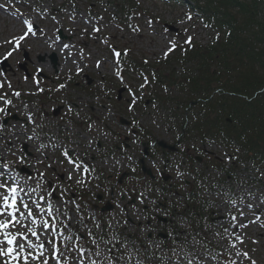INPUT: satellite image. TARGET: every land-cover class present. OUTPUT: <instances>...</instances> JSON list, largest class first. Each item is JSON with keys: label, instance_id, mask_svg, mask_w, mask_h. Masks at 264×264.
Listing matches in <instances>:
<instances>
[{"label": "snow or ice", "instance_id": "snow-or-ice-1", "mask_svg": "<svg viewBox=\"0 0 264 264\" xmlns=\"http://www.w3.org/2000/svg\"><path fill=\"white\" fill-rule=\"evenodd\" d=\"M12 2L13 0H8V3ZM135 2L138 8L140 0ZM103 4L104 0H101V5ZM72 7L75 9L74 3ZM0 9H5V4H0ZM103 10L108 11L106 7ZM32 11L37 14L41 23H51V34L46 28L25 18L24 13L17 8L12 15L20 22V31L0 42V48H4L3 53H0V62H7L17 53L21 57L26 55L23 46L32 38H36L42 49L33 53L30 61L32 73L22 76L23 82L31 83L34 90L23 93L16 90L8 73L0 70V141H3L0 143V264H212L213 261L220 264L221 260L223 264H257L248 250L238 247L244 246L245 236L235 230L247 229L250 225H258L264 229V221L255 211L254 218L249 219L245 209L253 210L255 205L245 203L242 197L234 198V194L227 189L218 191L220 203L211 204L210 207L227 215L233 231L224 228V232L230 238L221 236L219 232L210 233L208 228L203 230L219 237L226 244L227 256L223 252L219 256L208 252V245L202 244L195 237L191 247H188L187 237L183 242L184 246L180 247L178 235L182 233H178L174 226L168 232L173 244L170 248L171 255L157 257L153 253L149 256L147 248L138 247L136 239L125 235L129 227L134 233L142 231L146 238L156 230L151 227L150 221V217L157 218L155 213L158 211L157 202L150 198L152 185L137 174L135 165L143 164V158L151 148L149 163L156 173H162L163 168L168 166L167 156L163 152L157 153L158 141L148 136L140 117L146 107L141 101L149 85L155 84L156 74L153 72L149 76L146 70L137 71L134 67L126 70L124 65L131 49L119 48L113 43L114 37L110 33V27L121 33L127 28L142 39V27L138 22H131L141 13L133 11L132 15H126L124 27H121L120 23L114 26L110 22L104 23L105 17L90 9L81 13L79 20L73 12L67 14L70 26L65 29L62 19L51 14L47 3ZM116 19L113 14L111 20ZM192 19L193 16L189 13L177 18L175 23L181 26L183 33L177 29L176 35L172 36L165 24L161 23L160 17L144 16V25L150 30V34L160 38L161 59L167 61L177 50L186 54L188 48L194 46L193 36L184 27ZM204 27L210 25L205 24ZM85 40L93 45H102L107 55H94L87 45L82 46ZM215 40H219V33ZM28 50L31 51V45ZM48 56L53 61L58 60L65 70L53 73L51 87L42 84L45 68H51L52 65L40 62ZM142 64L148 65L149 60H143ZM106 65L112 83H108L102 75ZM89 70H94L100 77L97 82L99 94L95 95V101L99 105L98 111L103 115V121L99 118L93 120L87 113H83V108L91 106V100H85L83 92L74 93L75 99L65 95V98L59 100V104L65 107V113L59 120L55 119L57 108L52 109V120L42 110H38V114L48 124H54L55 131L48 128L47 124L38 122L37 112L30 110L28 104H22L23 111L14 104L12 98L19 99L22 95L31 97L45 94L51 99L52 94L67 93L74 78L84 79ZM126 71L131 79L126 77ZM115 87L126 93L122 101L112 100ZM76 101L83 108L73 112ZM152 107L155 109L157 106L153 104ZM14 108L22 119L15 120L12 112ZM125 116L130 117L126 127L117 132L111 124H118ZM9 117L15 123L6 129ZM77 121L83 122L84 133L77 132L78 139L69 136L61 140L60 131L71 132L67 125ZM151 123L159 127L154 119ZM101 124L103 129L98 127ZM94 128L96 136L91 135ZM6 130L9 133L7 136L4 135ZM181 139L177 135L175 142L179 143ZM101 140L105 144L103 149L100 147ZM201 145L203 146V141ZM211 146L215 148L214 140ZM193 147L201 151L195 144ZM239 151V147L234 149L236 153ZM221 155L229 163L239 159L226 150H221ZM97 156L101 158L98 160ZM105 172L109 174L105 175ZM112 174L116 177L115 181ZM175 175L182 178L185 174L177 166ZM101 176L105 177L104 183L100 182ZM125 177L127 180L123 182ZM152 179L155 180V177ZM85 192L91 193L90 199H85ZM101 192L103 197L99 195ZM248 195L251 196L252 193L249 192ZM238 199L241 206L237 204ZM94 201L111 207V215L106 222ZM260 203L264 204V197L260 199ZM149 205L153 207L150 209ZM229 205L236 214L227 209ZM164 215L168 216L169 213L165 212ZM130 216H134L138 223L131 224ZM113 221L116 225H121L122 221L123 232L116 230ZM252 243L257 244L258 241L252 240ZM197 245L205 250L195 251ZM148 247L163 250L160 244L150 239ZM251 251L255 252L256 249Z\"/></svg>", "mask_w": 264, "mask_h": 264}, {"label": "trees", "instance_id": "trees-1", "mask_svg": "<svg viewBox=\"0 0 264 264\" xmlns=\"http://www.w3.org/2000/svg\"><path fill=\"white\" fill-rule=\"evenodd\" d=\"M158 1L181 6L193 12L203 25H210L205 27L211 34L210 42L206 46L194 45L186 54L177 50L161 70L131 58L126 59V65L136 70L147 67L150 75L155 72L157 79L149 89V99L167 110L173 119L169 124L172 129L181 131L188 120L184 140L199 144L214 140L239 157L225 165L215 161V168L225 174L222 179L234 176L249 161L252 170L264 173V2ZM93 2L101 4V0ZM73 3L77 5L78 1L63 0L62 6L72 8ZM103 5L120 15L139 8L135 0H104ZM217 33L219 40H215ZM237 147L239 153L234 152ZM183 155L190 157L186 152ZM238 163L240 168L236 167ZM197 208L200 225L205 208Z\"/></svg>", "mask_w": 264, "mask_h": 264}, {"label": "rangeland", "instance_id": "rangeland-1", "mask_svg": "<svg viewBox=\"0 0 264 264\" xmlns=\"http://www.w3.org/2000/svg\"><path fill=\"white\" fill-rule=\"evenodd\" d=\"M78 3L75 5L77 7L76 9L67 8L65 5L62 6L63 0H23V2H16V0H13L12 3H8V0H0V4H5V9H0V42L3 40L10 38L12 35L18 34L20 31V22L17 18H15L12 13L15 12V10L18 8L20 12L24 13L25 18L33 20V22L37 25H39L41 28H46V30L51 34V28L52 25L48 21H45L44 23H41V21L38 19L37 14L32 11L33 8H40L43 4L47 3V6L51 12L52 15H57L59 18L62 19V22L64 24L65 29H67L70 26V21L67 20V14H71L73 12L76 13L77 20L80 18V14L83 12L88 11L89 9L93 13H98L101 16L105 17L104 23L108 24L109 22L111 25H115L116 23H120L121 27H124V20L126 18V15H132L133 11H131L130 14H118L116 10L110 8L107 12L103 10L104 5L101 4L98 5V3L93 2V0H77ZM66 7V8H65ZM108 8V7H106ZM134 11H138L141 13L139 17H135L132 23H139L142 27L143 31L141 33L142 39L137 38L134 34L131 33L130 29L125 28L124 32H119L114 29V27H110V33L114 37L113 43H115L119 48L127 47L131 49L130 54L134 55L137 60L143 61L145 59L149 60V64L158 66L157 69L161 70L163 66V59L160 57V47L161 42L159 37H153L150 34V30L144 25V16H148L151 18L154 17H160L161 23H164L165 26L168 28L169 33L172 36L176 35V30L179 29L181 33H183V29L181 26L177 23H175L176 19L183 16L184 13L192 14L193 19L190 22H187L184 27L188 28V34L192 35L194 38V43L196 45L204 46L209 43L210 40V32L208 29L204 28L201 25V22L197 16L194 15L193 12H188L187 9L182 8L181 6H171L168 4H164L158 0H140L139 8ZM115 14L117 17L116 20H111L112 15ZM159 30V29H158ZM121 37H123L121 39ZM29 45H31V51H29ZM87 45L88 49L92 50L94 55L99 56H105L107 55L106 50L103 48L102 45H93L90 41H83L82 46ZM7 47V46H5ZM26 54L27 59H25V55L21 57L19 53L14 54L13 57L9 58V60L6 62V65L2 66L0 62V70H3L8 73L9 79L12 80L13 87L16 90L23 92L34 90V86L31 83L25 84L22 80V76L25 74L30 75L33 71L32 64L30 63L31 59L33 58V53L37 51H41L42 49L38 46V43L36 41V38H32L27 44L23 46ZM4 48H0V53H3ZM51 56L45 57L44 61H41L40 63H47L52 65L51 68H45L44 73L42 74V84L46 87L52 86V81L54 79L53 73L54 72H63L65 71L60 65V62L57 60L56 68H53V63L50 59ZM173 57V56H170ZM17 61H20V63H17ZM157 61H159L157 63ZM21 64L23 67H21ZM166 72H169L166 70ZM13 73H15V76H13ZM102 75L106 78L108 83H112L111 77L107 72V65L105 66V71L102 73ZM128 79H131V76L126 74ZM89 80L91 81L90 85H88ZM100 80V77L95 74L94 70H89L85 73V78L81 79L79 77L74 78V80L70 84L69 91L67 93H61L59 95L52 94L51 99L48 95L41 94L40 96H43L41 100H39V96H26L22 95L21 98L16 99L12 98L14 101V104L16 105V108H20L21 111L24 109L22 108V104L26 103L29 105V109L37 112V119L38 122H43L48 125V128H52L53 131H55L54 124H48V121H45L43 116H40L38 114V110H42L44 113L47 114L48 119H53V108L61 107V111L58 112V114H55V119L59 120V117L63 116L65 113V107L63 105L59 104V100L65 98V95H67L69 98L75 99L74 93L77 92H83L85 100H91V106L89 108H83V105L79 104V101H76V107H74L73 112L79 111L81 108H83V113H87L89 116L92 117L93 120H96L99 118L101 121H103V115L98 111L99 105L95 101V95H98L97 92V82ZM79 85V87H77ZM119 87L113 88L112 92V100L116 101V99L113 96V93L116 92V89ZM148 91V90H147ZM122 96L121 101L124 99L126 93L124 90L120 93ZM46 96H48V99L45 100ZM120 97V98H121ZM147 101V94H145L144 99L141 101L142 105L148 106L145 104ZM104 102L103 100L101 101ZM153 111L149 109H145L144 112L140 114L141 119L144 121V128L148 129L149 132L160 142H169L174 139V135H172V132H169L171 130L169 124L173 122V119L170 118V115H168L167 110L163 108H153ZM12 112L14 116L16 117L15 120H20L22 117L16 112V109H12ZM82 113V115H83ZM130 117L125 116L123 119L124 121L129 119ZM155 120L159 127H157L156 124H152L151 120ZM15 120L12 119V117L8 118V124L7 127H10L12 123H15ZM82 121H77L76 123L72 125H67L68 128L71 129V132H63L60 131L59 135L61 140H63L65 137H71L73 139H78L79 137L76 136V133L79 132L81 134L84 133V128L82 126ZM64 125L61 126L63 128ZM101 129H103V124L98 125ZM111 127L115 129L117 132L120 131V129L123 127L121 125V121L117 123L111 124ZM125 127V125H124ZM48 128L45 130L47 131ZM5 136L9 135L7 130L4 133ZM92 136H96L97 132L95 128L93 129V132L91 133ZM163 142V143H164ZM212 142V141H211ZM210 144H208L207 150L211 151L214 155L217 157L223 158L221 155V150H226L219 144L215 143V148H212ZM0 143H3V141H0ZM100 147L103 149L105 147L104 141L101 140ZM139 151V150H138ZM227 151V150H226ZM229 152V151H228ZM99 157L97 156V159ZM224 159V158H223ZM99 160V159H98ZM199 168V167H198ZM175 176V174L173 175ZM249 176L250 178H253L255 174L252 172H247L245 174H240V179L238 178L239 182L230 181V186L233 187V192H235L237 195H243L245 203H253L255 207L253 210L245 209L246 214L248 215L249 219L254 218L253 217V211L256 212V214L261 215V220L264 221V204L260 203V199L262 198V190H257V185L252 183L251 179H247L246 177ZM262 178L264 179V175H262ZM225 185V184H224ZM249 192L252 193L251 196L247 195ZM103 193V192H101ZM211 199H214L217 202H220V200L217 198V196L213 197L211 196ZM177 201H175L176 203ZM239 204V203H238ZM101 205V204H97ZM238 206H241L240 204ZM153 206L149 205V208L151 209ZM174 208L178 209L176 214L181 213L182 208L180 206H174ZM213 208V207H212ZM215 210V214L212 217V220L204 221L202 222L200 226V231L197 236H195V239L198 241H201L203 244V240L201 239L203 236H206L208 240L211 241L212 244L215 245V247L219 249L218 252H213L214 254H219L223 252L224 256H227L228 249L226 247V244H224L223 241L220 240L219 237H215L209 233L204 232L203 230L205 228H208L210 230V233L219 232L221 236H224L226 238L227 234L224 232V228H229V231H233V229L230 228V223L227 221V215L222 214L221 211L217 210L216 208H213ZM228 209V208H227ZM111 212V211H110ZM171 209L167 212L170 213ZM157 213V212H156ZM165 212H160L159 214H155L156 216H162ZM129 220L131 224H137L134 216H130ZM151 227H154L156 230L152 231L150 235L146 238L144 233L140 230H137L135 233L133 232L132 228L129 227L127 233L125 235H128L129 237L137 240V246L141 248H147V254L151 256L153 253L157 252V257L162 255H167L165 250H158L155 248L148 247V241L149 239L153 241L154 243H158L163 245L162 238L157 237L156 232L157 230L164 231L165 229L169 231V228L165 225L162 226L157 223L156 219H151ZM177 223L180 225H183V227H180V232L182 233L178 235V243L180 247H183V242L185 241V238L187 237L188 240V247L192 246V232L190 228L192 227L190 223L184 222L181 218H176ZM106 222V221H105ZM114 226L116 227L117 231L123 232L122 227V221L121 225H116L115 221H113ZM222 225V226H221ZM178 229V226L176 224L175 226ZM193 228V227H192ZM164 229V230H163ZM239 234L245 236V244L244 246L238 245V247H243L244 250H248L252 257L257 260V264H264V229H261L258 227V225H250L247 229H236ZM157 237V238H156ZM252 240H257V244H253ZM172 242V238L170 240ZM173 245H171L172 247ZM252 249H256L255 252H252ZM179 250V249H178ZM187 250V249H185ZM195 251H204L205 249L201 248L200 245H197L194 249ZM210 252L211 250H208ZM211 253V252H210ZM169 255H171V252L169 251ZM175 259V257H173ZM150 264V262H149ZM212 264H216L215 261L212 262ZM220 264H223V260L220 261ZM246 264V262H245Z\"/></svg>", "mask_w": 264, "mask_h": 264}, {"label": "flooded vegetation", "instance_id": "flooded-vegetation-1", "mask_svg": "<svg viewBox=\"0 0 264 264\" xmlns=\"http://www.w3.org/2000/svg\"><path fill=\"white\" fill-rule=\"evenodd\" d=\"M91 81H92V80H91ZM88 85H90V83H88ZM57 109H58V108H57ZM59 111H61V107H60V109L57 111V113H56V114H58V112H59Z\"/></svg>", "mask_w": 264, "mask_h": 264}, {"label": "water", "instance_id": "water-1", "mask_svg": "<svg viewBox=\"0 0 264 264\" xmlns=\"http://www.w3.org/2000/svg\"><path fill=\"white\" fill-rule=\"evenodd\" d=\"M263 2H264V0H262ZM160 145H162L161 143H160Z\"/></svg>", "mask_w": 264, "mask_h": 264}]
</instances>
